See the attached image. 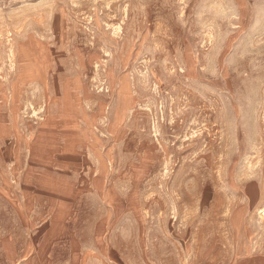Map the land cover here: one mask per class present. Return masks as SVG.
<instances>
[{
	"label": "rangeland",
	"instance_id": "obj_1",
	"mask_svg": "<svg viewBox=\"0 0 264 264\" xmlns=\"http://www.w3.org/2000/svg\"><path fill=\"white\" fill-rule=\"evenodd\" d=\"M0 264H264V0H0Z\"/></svg>",
	"mask_w": 264,
	"mask_h": 264
},
{
	"label": "crops",
	"instance_id": "obj_2",
	"mask_svg": "<svg viewBox=\"0 0 264 264\" xmlns=\"http://www.w3.org/2000/svg\"><path fill=\"white\" fill-rule=\"evenodd\" d=\"M9 156L12 157L11 154H9Z\"/></svg>",
	"mask_w": 264,
	"mask_h": 264
}]
</instances>
